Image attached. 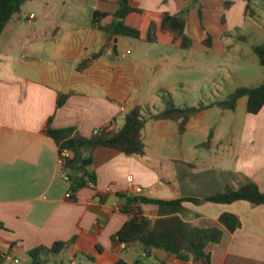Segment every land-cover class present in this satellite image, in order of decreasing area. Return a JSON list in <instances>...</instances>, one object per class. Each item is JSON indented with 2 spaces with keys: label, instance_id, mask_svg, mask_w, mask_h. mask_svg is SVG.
Wrapping results in <instances>:
<instances>
[{
  "label": "crops",
  "instance_id": "0c3cea01",
  "mask_svg": "<svg viewBox=\"0 0 264 264\" xmlns=\"http://www.w3.org/2000/svg\"><path fill=\"white\" fill-rule=\"evenodd\" d=\"M237 1L242 22L248 18L264 33V13L258 14L257 7L250 13L245 0ZM232 2L129 0L134 7L158 12L189 10L186 31L190 21V25L199 24L203 47L206 35L211 34L210 24L221 27L220 39L229 34ZM115 8L116 0H29L0 34V256L9 252L18 263L30 264H113L119 258L129 264H203L181 260L159 248L146 256L137 241L120 243L116 233L134 213L157 216L152 204L124 212L121 195L203 199L248 182L264 193V105L258 113H248L247 99L241 97L234 110L209 107L192 116L183 133L171 120L151 119L150 114L164 107L163 89L175 103L171 90L176 82L161 87V79L153 77L147 84L141 54L128 57L123 46L147 45L144 57L149 60L154 55L166 75L175 67L197 66V62L187 56L175 58L156 46L161 44L110 34L93 24L95 11L113 12ZM109 21L105 18L101 24ZM239 36L245 38L238 34L236 39ZM194 43L185 50H192ZM218 45L225 56L224 45L216 38L205 49L212 54ZM126 51L131 53L129 48ZM262 81L264 72L247 86ZM60 95L65 98L58 107ZM134 106L141 107L146 119L144 153L128 155L97 147L85 167L94 173V181L73 189L72 180L61 175L58 145L47 129L72 128L90 137L98 127L120 128ZM136 188L141 190L136 192ZM183 206L184 218L191 225L222 230L220 241L208 246L213 264H264V204L186 201ZM222 212L234 213L240 227L232 232L226 229L218 221ZM55 241L67 244L58 253L40 252L36 259L30 255V250L50 247Z\"/></svg>",
  "mask_w": 264,
  "mask_h": 264
},
{
  "label": "trees",
  "instance_id": "16d2710c",
  "mask_svg": "<svg viewBox=\"0 0 264 264\" xmlns=\"http://www.w3.org/2000/svg\"><path fill=\"white\" fill-rule=\"evenodd\" d=\"M27 1L29 0H0V34L10 18L18 13ZM245 1L246 11L252 13L250 8L252 1ZM199 14L201 15L200 11ZM108 17L110 21L101 24V21ZM92 22L110 34L132 37L140 41L158 43L177 49H188L193 44L191 36L186 32L185 11L180 14L158 12L134 7L129 3V0H116V8L113 12L95 11ZM239 38L242 39V36ZM211 41V36L208 33L203 43L206 47H210ZM252 51L256 55L258 63L264 67V39L261 43L252 45ZM241 97L247 99L246 110L248 113H258L264 105V81L252 86H238L223 99H217L209 104L200 102L195 106L176 105L171 94L162 90L161 99L164 107L157 113L150 114L149 117L153 120H171L177 124L178 132L183 133L187 122L196 113L213 106L234 110ZM64 98L63 95L58 97V107L62 105ZM145 122L141 107L134 106L126 112L124 123L118 129L102 130L90 137L78 135L73 132L72 128H48L47 133L59 147H67L71 150L73 156L67 159V166L71 169L72 187L76 189L84 185L87 180L94 181V173L85 170V167L92 162V153L97 147L114 148L128 155L143 154L142 129ZM77 155H85V159H88L89 162L86 165L77 163L75 161ZM76 169L81 174H75L73 171ZM121 196L124 199L122 207L124 212L131 213L140 204H152L157 207V216L149 218L140 213H134L116 233V239L120 243L128 244L137 241L141 244L146 256L151 254L153 248H159L181 260L200 261L203 264H213L210 260L208 246L220 241L222 230L216 226L191 225L184 218L186 211L183 206L184 202L231 203L236 200H247L253 204H264V193L253 182H248L237 189L227 187L224 191L203 199L191 197L162 199L143 195ZM218 221L231 232L240 227L239 218L231 212H222ZM66 244V241H55L50 247L38 246L30 250L29 253L36 259L40 252L58 253ZM1 261L0 256V264H2ZM113 264L129 263L119 258Z\"/></svg>",
  "mask_w": 264,
  "mask_h": 264
},
{
  "label": "rangeland",
  "instance_id": "374dc122",
  "mask_svg": "<svg viewBox=\"0 0 264 264\" xmlns=\"http://www.w3.org/2000/svg\"><path fill=\"white\" fill-rule=\"evenodd\" d=\"M233 1L234 15L232 16V23L238 22L240 26H233L229 24V34H225L220 39L221 27L219 25L210 24V36L218 42L221 40L224 47L222 50L225 52V56L219 53V45L217 50L212 54L208 53V49L200 43L201 28L199 24L190 25L188 29L190 35L195 41L194 48L192 50L175 49L164 45H156L162 50L172 52L175 58L187 56L197 62V66H184L182 68L175 67L171 71L170 75H166L165 72L160 70L159 64L155 62V56L150 55L147 60L143 55V48L138 46L128 45L131 53H127L126 47L123 46L122 51L126 56H138L140 57L141 71L146 77L147 84L153 80V77L160 78L162 86L170 81H175V88L171 90L174 92V101L176 104L183 106H195L200 102H209L213 99H222L229 90H233L236 86H247L250 83H254L263 76L264 67H262L258 61L256 55L253 53L251 46L253 44H259L264 39V33L253 21L245 18L242 22V10L239 9V1ZM250 8L258 13H264V0H251ZM197 4L196 2L194 5ZM189 10L185 11L187 16ZM240 12V14L238 13ZM189 17V16H188ZM227 28V27H225ZM187 32V31H186ZM189 32L187 34L189 35ZM227 33V32H225ZM238 34L244 35V39H236ZM191 37V38H192ZM231 45L229 48L227 46ZM200 46L203 50H200ZM47 51V50H46ZM44 62L47 61V55L43 54ZM201 67H198V65ZM164 91H167L163 89ZM170 91V90H169ZM146 97V96H144ZM212 118V116L210 117ZM194 138V137H193ZM195 139H202L201 137H195ZM202 151V150H200ZM59 264V261H57ZM29 261L20 260L18 264H30Z\"/></svg>",
  "mask_w": 264,
  "mask_h": 264
},
{
  "label": "built area",
  "instance_id": "2783aa9c",
  "mask_svg": "<svg viewBox=\"0 0 264 264\" xmlns=\"http://www.w3.org/2000/svg\"><path fill=\"white\" fill-rule=\"evenodd\" d=\"M30 18L33 17V14H30L29 16ZM120 109L123 110V107L120 106ZM106 129H111L110 126H104V127H98L95 128L93 130V134L99 133L102 130H106ZM73 154L71 152V150L67 147H59L58 146V158H57V163L61 166L62 171H61V175L65 180H70V168L67 166V159L68 158H72ZM141 189L140 188H136L135 191L139 192ZM71 193L68 192L66 194V197H70ZM1 258L3 262L9 263V262H13V263H18V259L14 258L11 253L9 252H4L1 254Z\"/></svg>",
  "mask_w": 264,
  "mask_h": 264
},
{
  "label": "water",
  "instance_id": "95a60500",
  "mask_svg": "<svg viewBox=\"0 0 264 264\" xmlns=\"http://www.w3.org/2000/svg\"><path fill=\"white\" fill-rule=\"evenodd\" d=\"M75 161L77 163H81L82 165H86L89 162L88 159L82 158L81 155H77L76 158H75ZM75 171L77 172L78 170H75Z\"/></svg>",
  "mask_w": 264,
  "mask_h": 264
}]
</instances>
